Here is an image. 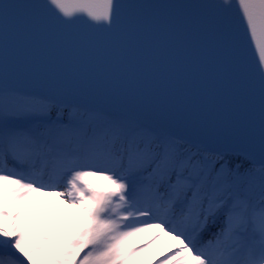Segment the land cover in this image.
<instances>
[{"label":"snow or ice","instance_id":"snow-or-ice-1","mask_svg":"<svg viewBox=\"0 0 264 264\" xmlns=\"http://www.w3.org/2000/svg\"><path fill=\"white\" fill-rule=\"evenodd\" d=\"M0 264H264V0H0Z\"/></svg>","mask_w":264,"mask_h":264},{"label":"rangeland","instance_id":"rangeland-1","mask_svg":"<svg viewBox=\"0 0 264 264\" xmlns=\"http://www.w3.org/2000/svg\"><path fill=\"white\" fill-rule=\"evenodd\" d=\"M97 183H99V184H104L105 182L102 181V180H99V181H97ZM51 206H52L53 208L58 207V206H59V201L53 199V200H52V205H51Z\"/></svg>","mask_w":264,"mask_h":264}]
</instances>
